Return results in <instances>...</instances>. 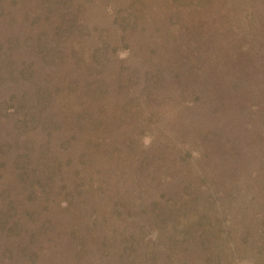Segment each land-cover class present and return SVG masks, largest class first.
<instances>
[{"label": "trees", "instance_id": "1", "mask_svg": "<svg viewBox=\"0 0 264 264\" xmlns=\"http://www.w3.org/2000/svg\"><path fill=\"white\" fill-rule=\"evenodd\" d=\"M143 38L141 64L163 52L146 72L132 64ZM183 113L217 124L226 113L240 124L235 157L226 146L210 150L226 158L215 193L208 178L211 192L193 195L203 211L188 197L198 181L179 192L187 199L169 197L174 148L157 127L167 118L201 135ZM141 125L155 133L149 151L127 140ZM213 129L202 135L222 132ZM242 191L241 218L260 224L264 262V0H0V264H140L159 245L178 254L173 263L199 264L207 252L216 264L211 239L231 247L220 222L241 221ZM146 217L172 228L152 247Z\"/></svg>", "mask_w": 264, "mask_h": 264}, {"label": "rangeland", "instance_id": "2", "mask_svg": "<svg viewBox=\"0 0 264 264\" xmlns=\"http://www.w3.org/2000/svg\"><path fill=\"white\" fill-rule=\"evenodd\" d=\"M104 1V0H103ZM228 2H231L232 0H227ZM112 3L110 2V5ZM163 24V23H160ZM150 26L154 25L153 21H150ZM157 27V26H156ZM161 29V28H160ZM145 38H143V41L140 42L139 44L143 46V51L140 48L139 45V55L134 57L133 61L134 63L133 66L134 68H138L139 70H144L145 72L148 71L149 69H153L157 64H159L160 62H162V59L159 58L158 56L162 55L163 52H158V54H156V58L150 59V63H148L147 66H144V64L140 63L139 60V56L141 57H148L147 55V51L144 50L146 49L145 47L147 46L145 43ZM138 47V46H137ZM150 50V49H149ZM129 49L124 46L121 45L120 47L117 48V52L118 55L121 57V59H125L128 55H129ZM155 51V49H153V52ZM153 52H151L150 50V54H152ZM169 55L170 51H167ZM154 56V55H152ZM146 67V68H143ZM219 85H225L224 80H221L219 83ZM180 93L175 91L171 93V97H179ZM166 100V99H165ZM164 102V101H163ZM167 106V105H166ZM182 110H185L187 112H189L186 108L181 107ZM221 116L223 117V122L220 121L218 122V124L216 122H214L212 115L211 116H207L206 118L203 117L202 115L199 116L198 121L199 122H195V120L193 119V117L191 118L190 115L187 116L186 113L182 114V117L185 118V122L187 124H185V126H188L190 128L191 131L196 129V124L198 125V130L196 131L201 132V135L198 134L195 138L194 134H190L189 131L185 128H182L183 130H178V129H174L173 127H169L167 126V122L168 123H173L171 120L164 118L163 120L159 121V125L157 127L158 130V138L161 136L160 140L162 139V143L163 144H168V141H170V143L173 144V146L171 148H174V152L172 153H167L166 155H170L171 154V160H173L171 162V172H170V180L169 183L171 184V188H173V193L170 194L169 197H173L174 200H180L181 198H184L181 194H179V192H182V189L184 188V186L190 184V185H195L196 181H198V185L197 187H194L193 192L190 193V195L188 197L192 198V205L195 204L194 201H198V205L195 206L199 208L200 211L203 210H207V206L204 203V199L202 200H194V194H202L205 195L206 193H210L211 191H208L207 189L204 188V184L205 182L203 181L208 179V178H212L213 184L208 182L211 185V189L212 192L215 193L216 189L218 188V186L216 185V181L218 180V174H216L215 172L217 171V166L218 163H220V159L222 158V161L225 160V155L223 154H218L216 155L215 150L210 151L212 149H216L220 146H226L227 149H229V153L233 151L234 149V144H236V140H237V136L238 133L236 127L239 128L240 125L238 124V122H233V119L231 118L230 115L228 114H221ZM201 122V123H200ZM172 125V124H170ZM141 129L139 130L138 134L136 133H131L128 137L127 140H137L139 142L138 145L139 147L143 150V151H149L152 148L153 142H154V136L155 133L153 131V129H151L149 126L145 125H141ZM156 126L154 127L155 130ZM181 128V127H180ZM210 128H214L213 130H217L219 128L222 129V132L218 135H215L213 139L211 138H207V135H202V133H206L207 131H209ZM246 126H242L240 127L241 130L245 131ZM61 134L62 131H60ZM68 134V131L65 132ZM65 135V134H64ZM193 135V137H191ZM241 136V134L239 135ZM135 138V139H133ZM157 138V139H158ZM236 139V140H235ZM127 140L125 141V146L127 143ZM169 143V144H170ZM144 144V146H143ZM171 145V144H170ZM169 145V147H170ZM181 147L182 151L179 152L178 147ZM161 147H157V150H159ZM225 148V149H226ZM153 149V148H152ZM157 152V151H156ZM181 152H183L184 154H182ZM205 152V155L203 156L202 154ZM246 154L248 156V150L245 151ZM209 154V155H207ZM234 154H236V152H232L231 155L228 157L229 158H233L235 156H233ZM140 155V153H139ZM165 155V154H164ZM246 156V158H247ZM216 159V160H215ZM227 159V161H228ZM230 160V159H229ZM247 160V159H246ZM176 161H179V164H175ZM124 163V162H123ZM123 167H129V166H125V164H122ZM120 177L121 180L120 182H123L124 178L122 179V175L120 173ZM172 177H175V179L173 180ZM243 176H241L242 178ZM201 181V183H200ZM218 184V183H217ZM126 185V184H125ZM208 188V187H207ZM246 193V191H245ZM193 196V197H192ZM184 199H187L186 197ZM238 201V215L239 218L241 219V221H234V219L230 216V219H227V222H220L225 229H227L226 231L230 232V229L232 232H230V237L229 239H231V247L226 244V242L223 240V237L217 239V241L219 240V245H217V241H215V239H211L210 242V246L211 248L215 249L217 253H219L221 256L219 257V261L216 262V264H263L264 262L262 260H260V255L261 253L260 251V239L261 237L258 235V226H255V221L253 220V223H251V225H247L246 223L243 222V218L242 217V212L245 210L246 212V203H249V197H247V199L244 196V193L242 191V193H240V197L237 198ZM251 206V205H250ZM251 208V207H250ZM224 212V214H226L224 217L228 216V213H230L228 210H224V208H222ZM210 211H213L210 210ZM217 213H221L220 211H218ZM215 213V214H217ZM221 217L223 216V213H221ZM234 217V216H233ZM235 218V217H234ZM65 219V217H64ZM68 219V218H67ZM70 220V219H68ZM236 220V219H235ZM72 221V220H71ZM143 222H141V227L143 228V236L146 234V230L144 231V226L146 228L151 229L150 227H154L155 226V230H153V233L151 237V239L149 237L147 242H151V241H155L161 233V235H163L164 233V229H166V232L168 230H170L172 232V228L167 226H162L161 224L158 223H153L154 225L151 226V222L152 219L150 217H146L145 219L141 220ZM201 224V223H200ZM226 224V225H225ZM232 224H235L234 226L236 227H232ZM143 225V226H142ZM140 226V225H139ZM170 228V229H169ZM232 228H234V231L232 230ZM251 228V231L249 230ZM248 231H250V234L248 235ZM165 232V233H166ZM245 236H247L248 240H245ZM122 237L124 236H120V238L122 239ZM167 244L170 242V237L168 239H166ZM212 241L216 242L215 245H212ZM154 246L152 244V242L150 243L149 247ZM218 246V247H216ZM245 247L244 249L246 250H241L242 248L240 247ZM144 248L140 250H143V252H148L151 254V252L153 251V248ZM230 248V249H229ZM118 249V248H117ZM207 249V248H205ZM210 250V249H209ZM264 250V249H263ZM155 257H150V258H144V259H140V264H181L179 262L173 263L171 262V259L175 256H177L178 254L169 256V252L166 249V247L159 245L158 248L155 247ZM154 254V252H152ZM198 253V252H197ZM207 253V252H206ZM202 254L201 258H200V253H199V258L200 260H202V263L199 264H207V262L204 259V255L206 254ZM152 255V254H151ZM197 254H195L196 256ZM194 256V257H195ZM264 256V255H263ZM187 259V260H186ZM193 259V258H191ZM190 258H185L186 262H188V264H198L197 261L195 262V260H191ZM197 259V258H195Z\"/></svg>", "mask_w": 264, "mask_h": 264}]
</instances>
